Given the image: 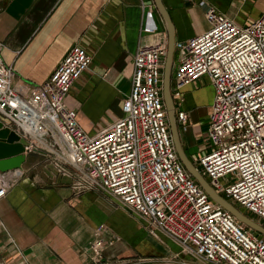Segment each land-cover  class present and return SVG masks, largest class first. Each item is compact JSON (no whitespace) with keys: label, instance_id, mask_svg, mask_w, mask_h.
I'll return each instance as SVG.
<instances>
[{"label":"built area","instance_id":"built-area-1","mask_svg":"<svg viewBox=\"0 0 264 264\" xmlns=\"http://www.w3.org/2000/svg\"><path fill=\"white\" fill-rule=\"evenodd\" d=\"M141 5L142 31L153 39L137 45L122 116L90 134L66 105L92 60L74 45L49 78L34 85L15 84L12 66L0 56V121L19 135L26 154L42 155L68 178L74 194L100 191L139 217L151 236L171 240L180 264H264V236L213 201L176 152L162 97L167 36L152 17L153 5ZM205 18L207 30L174 43L172 96L181 103L184 87L208 79L213 97L205 137L211 148L197 171L264 226V10L242 24L213 7ZM187 120V112L177 110L176 122L185 126ZM7 172L0 176V199L24 173ZM229 175L223 186L220 180ZM104 231V225L95 227L85 247L90 263L100 262L110 244Z\"/></svg>","mask_w":264,"mask_h":264},{"label":"crops","instance_id":"crops-1","mask_svg":"<svg viewBox=\"0 0 264 264\" xmlns=\"http://www.w3.org/2000/svg\"><path fill=\"white\" fill-rule=\"evenodd\" d=\"M236 1L237 9L230 8L237 6L235 0H161L176 41L207 30L209 7L239 24L253 19L248 14L239 19L238 10L250 0ZM142 2L153 5L152 17L168 40L154 1ZM263 10L264 4L255 17ZM143 19L141 0H0V56L12 66L15 84L34 85L49 78L72 46L85 48L91 63L72 84L65 103L76 111L82 128L94 134L122 116L137 45L153 39L142 31ZM176 64L174 52L169 84L176 129L197 169L198 159L211 148L202 109L213 88L201 77L183 88L179 103L172 96ZM179 109L188 114L185 126L176 122ZM21 168L23 175L0 199V264H180L172 257L178 246L171 240L151 236L139 217L100 191L74 194L69 179L57 175L42 155L27 153ZM100 224L110 244L100 262L90 263L84 250Z\"/></svg>","mask_w":264,"mask_h":264},{"label":"water","instance_id":"water-1","mask_svg":"<svg viewBox=\"0 0 264 264\" xmlns=\"http://www.w3.org/2000/svg\"><path fill=\"white\" fill-rule=\"evenodd\" d=\"M158 12L164 19L167 30V51L164 60L163 79H162V97L166 108L167 119L169 123V129L172 136V140L176 149V152L183 163L186 170L192 175V177L199 183V185L207 192L210 198L229 211L238 221L244 224L246 227L264 236V226L249 217L247 214L239 210L232 203L227 201L221 195L216 193L214 189L208 184V182L199 174L197 169L192 165L189 159L186 157L177 133L176 123L174 118L173 101L170 93V67L174 54V43L176 41L173 37L172 24L169 19L168 13L165 10L161 0H153ZM26 158V150L23 143L20 141L19 135L11 130L9 127L4 126L0 121V172L4 173L10 170L21 168Z\"/></svg>","mask_w":264,"mask_h":264},{"label":"rangeland","instance_id":"rangeland-1","mask_svg":"<svg viewBox=\"0 0 264 264\" xmlns=\"http://www.w3.org/2000/svg\"><path fill=\"white\" fill-rule=\"evenodd\" d=\"M235 3L237 4V6H233V5H232L230 8H232V9H237V7H238V2L235 0ZM263 4H264V0H250V3H248V4H242V6H241L240 9H246V12H247V13L242 12V11L239 9L238 12L241 13L240 16H239V19H243L244 17L247 16V14L250 15V16H249L250 18H251V17L254 18L255 15H256V13L260 10L261 6H263ZM251 5L254 6V7H252V8L249 10V8H250ZM249 11H250V12H249ZM242 17H243V18H242ZM208 27H209V25H207V28H206V29H208ZM204 98H206V95H205ZM204 98H203V99H204ZM211 102H212V98H211V95L208 93L207 100L203 102L204 109H202V112L204 113V115H207V116H206L207 118H208L209 113L206 112V111L208 110L206 106H207V105L210 106V105H211ZM207 120H208V119H207ZM89 133H90V134H93V133H91V132H89ZM205 133H206V131H205ZM204 136H205V134H204ZM196 165H197V164H196ZM196 167H197V170H199L198 165H197ZM205 178L208 179L207 177H205ZM229 178H230V175L227 176L226 179H221V180H220L221 184H223V186L227 185L226 180L229 179ZM230 201H231V200H230ZM231 202H232V201H231ZM233 203H234V202H233ZM234 204L237 205V206H239V205L236 204V203H234ZM243 211H244V210H243ZM245 213H247V214L250 215V216H253L254 219H257L256 216L252 215L250 212H247V211H246Z\"/></svg>","mask_w":264,"mask_h":264},{"label":"trees","instance_id":"trees-1","mask_svg":"<svg viewBox=\"0 0 264 264\" xmlns=\"http://www.w3.org/2000/svg\"><path fill=\"white\" fill-rule=\"evenodd\" d=\"M242 212H246V211H242ZM245 214H247V213H245ZM248 215V214H247ZM249 217H251V218H253L254 219V217L253 216H250V215H248ZM255 220V219H254ZM263 225H264V223H263Z\"/></svg>","mask_w":264,"mask_h":264}]
</instances>
